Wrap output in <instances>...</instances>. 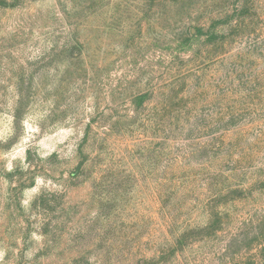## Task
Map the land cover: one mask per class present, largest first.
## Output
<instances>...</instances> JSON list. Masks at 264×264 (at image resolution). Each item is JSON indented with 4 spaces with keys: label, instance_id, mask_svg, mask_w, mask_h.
Masks as SVG:
<instances>
[{
    "label": "rangeland",
    "instance_id": "obj_1",
    "mask_svg": "<svg viewBox=\"0 0 264 264\" xmlns=\"http://www.w3.org/2000/svg\"><path fill=\"white\" fill-rule=\"evenodd\" d=\"M0 264H264V0H0Z\"/></svg>",
    "mask_w": 264,
    "mask_h": 264
}]
</instances>
